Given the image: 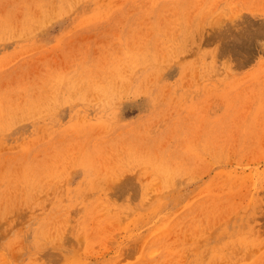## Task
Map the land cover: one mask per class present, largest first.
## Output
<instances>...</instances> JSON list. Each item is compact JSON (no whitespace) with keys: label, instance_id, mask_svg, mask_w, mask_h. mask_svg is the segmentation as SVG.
<instances>
[{"label":"rangeland","instance_id":"obj_1","mask_svg":"<svg viewBox=\"0 0 264 264\" xmlns=\"http://www.w3.org/2000/svg\"><path fill=\"white\" fill-rule=\"evenodd\" d=\"M0 264H264V0H0Z\"/></svg>","mask_w":264,"mask_h":264},{"label":"clouds","instance_id":"obj_2","mask_svg":"<svg viewBox=\"0 0 264 264\" xmlns=\"http://www.w3.org/2000/svg\"><path fill=\"white\" fill-rule=\"evenodd\" d=\"M141 96H138V95H131L129 100L130 99H138L140 98ZM146 97H149L150 98V102H152V98L150 96H146ZM112 104H113V101H112V98L110 95H106L104 98H103V101H102V107L104 108V111H105V114L107 115V113L111 112L112 111ZM99 110V109H98ZM132 165L134 167H137V166H143L146 162L139 159V158H131L129 157ZM149 166H152L154 168V170L157 172L158 175H160L161 177L164 176V173L159 169V167H157L156 165H149ZM78 169H82L83 170V177H92L94 174H95V171H96V165H95V162L92 161V160H86V162L80 166ZM35 234H33V246H35ZM15 242V241H14ZM11 246V244H9V247Z\"/></svg>","mask_w":264,"mask_h":264}]
</instances>
